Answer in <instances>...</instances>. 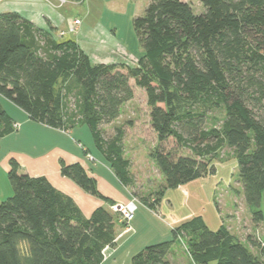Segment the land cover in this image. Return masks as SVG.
<instances>
[{
  "label": "trees",
  "instance_id": "1",
  "mask_svg": "<svg viewBox=\"0 0 264 264\" xmlns=\"http://www.w3.org/2000/svg\"><path fill=\"white\" fill-rule=\"evenodd\" d=\"M199 1L197 13L190 1L151 0L134 19L144 48L135 65L96 63L76 40L60 41L18 13H1L0 139L15 132L17 124L2 98L51 128L68 132L86 125L118 180L132 186L124 132L107 137L102 127L117 120L134 98L133 79L147 95L163 193L206 176L218 151L229 146L253 220L263 222L264 0ZM75 90L71 108L68 97ZM214 109L224 116L209 126ZM168 141L173 148L163 147ZM10 165L14 193L0 201V264H104L119 241L117 216L104 207L86 216L46 176L22 172L16 159ZM61 174L116 204L82 164L62 162ZM144 204L153 211L157 207L147 199ZM172 233V240L135 254L132 264H168L179 239L195 264H264V240L251 236L250 247L225 224L211 230L200 215Z\"/></svg>",
  "mask_w": 264,
  "mask_h": 264
},
{
  "label": "rangeland",
  "instance_id": "2",
  "mask_svg": "<svg viewBox=\"0 0 264 264\" xmlns=\"http://www.w3.org/2000/svg\"><path fill=\"white\" fill-rule=\"evenodd\" d=\"M79 1L81 2L78 7L77 3L68 4L70 0H53L51 2L56 3L58 7L68 5L61 10L63 12L67 10L66 14L73 19L75 17L82 19L84 26H92L94 23L110 33H116L117 40L126 47L127 52L132 56L143 55L144 48L134 27V19L144 14L151 0ZM189 1L198 13L202 7L200 1ZM61 10L59 11L61 12ZM74 30V28L71 29V31ZM49 33L56 39L65 38V35H60L58 32ZM129 61L132 62L130 59ZM131 85L134 90V98L124 104L117 120L103 125L102 128L107 137L115 135L118 129L124 132L125 157L131 162L130 172L134 180V184L128 188L132 194L131 200L134 199L137 204L134 219L130 223L134 229L125 231L127 224L124 225L121 212L114 209V205L110 206L109 210L117 216L116 228L119 241L114 249L107 251L104 264H132L133 256L143 248L172 240V232L175 228L183 221L198 215L204 218L211 230H218L222 224H225L232 233L250 247L249 238L251 236L264 240V221L257 223L253 220L252 211L246 203L239 178L237 157L229 146L218 151V155L212 163L214 165L212 171L183 186L187 193L180 187L168 189V192L163 193L165 179L155 159L159 143L151 124L147 95L142 88L135 84L133 79H131ZM76 93L77 90L68 97L71 108L76 106ZM1 101L10 115L13 114V111L16 115L22 113L23 110L11 101L4 98ZM223 116L222 109H214L210 113L211 120L208 125L218 124ZM29 121L31 125L27 130V135L18 136L20 129H16L15 132L7 136L8 138H5L6 140L0 139V145L4 143L3 152L11 149L37 155L60 141L58 137L40 127L39 125L42 124L39 122L31 118ZM70 135L74 142H81L99 153L92 132L86 125L71 130ZM163 145L165 149H171L174 142L168 141ZM6 185L10 195L2 197L4 200L14 193L9 178L7 184L2 185L3 192L7 191ZM146 199L148 202L159 205L158 208L156 207L155 211L150 209L144 204ZM262 208L264 210V200ZM167 260L168 264H195L186 248L184 239H179L174 244Z\"/></svg>",
  "mask_w": 264,
  "mask_h": 264
},
{
  "label": "crops",
  "instance_id": "3",
  "mask_svg": "<svg viewBox=\"0 0 264 264\" xmlns=\"http://www.w3.org/2000/svg\"><path fill=\"white\" fill-rule=\"evenodd\" d=\"M51 1L53 0H0V14L6 12L18 13L38 29L65 35L64 39L63 37L57 38L60 41L67 39L76 40L81 48L90 56L92 61L96 63L123 62L135 65L138 62L140 57L129 54L126 47L117 40L116 33H110L103 27H100V25L94 23H92V26H84L82 19L78 17L73 19L66 14L67 10L65 12L61 10L68 5L58 7L56 3H52ZM72 1L70 0L68 4L77 3V7L80 6L81 1ZM77 19L81 21L78 25L75 24V20ZM72 28L75 30L71 31ZM21 112L16 115L13 111L11 115L19 125L20 133L18 136L21 134L25 136L27 135V130L31 122L29 121L30 117L24 111ZM39 126L58 137L60 141L52 145V147H49L45 152L37 155L30 154L29 152H17L11 149L3 152L4 143H2L0 145V199L10 195L9 189L7 190V185V191L5 192H3L2 185L7 184L9 178L8 173L11 168V159H16L19 162L21 170L24 173H28L31 176H46L58 190L72 197L86 216H90L98 207L110 209V205L106 201L92 196L71 179L64 177L61 174L62 162L66 164H82L87 172L96 178L101 193L116 203L126 204L132 199L129 188L122 185L100 152H96L81 142H74L70 135L71 130L66 132L48 127L44 124ZM5 138L8 137L6 136L1 140H6ZM180 188H183L187 193V190L183 186ZM166 192L168 191L166 190ZM133 229L134 227H132Z\"/></svg>",
  "mask_w": 264,
  "mask_h": 264
},
{
  "label": "built area",
  "instance_id": "4",
  "mask_svg": "<svg viewBox=\"0 0 264 264\" xmlns=\"http://www.w3.org/2000/svg\"><path fill=\"white\" fill-rule=\"evenodd\" d=\"M75 23L79 24L80 21L75 20ZM15 127H16V129H19L18 124H16ZM113 207L117 211L121 212L122 217H123V221L127 224L125 231L132 230V226L130 225V223L134 219L135 211L137 209L136 201L133 199V200H130L129 202H127L126 204L117 203Z\"/></svg>",
  "mask_w": 264,
  "mask_h": 264
}]
</instances>
